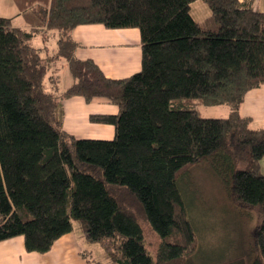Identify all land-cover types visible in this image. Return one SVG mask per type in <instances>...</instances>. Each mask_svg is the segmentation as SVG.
Instances as JSON below:
<instances>
[{
	"label": "trees",
	"instance_id": "trees-1",
	"mask_svg": "<svg viewBox=\"0 0 264 264\" xmlns=\"http://www.w3.org/2000/svg\"><path fill=\"white\" fill-rule=\"evenodd\" d=\"M195 1L18 0L29 27L0 16V241L23 236L28 251L45 253L79 228L102 248V259L83 254L90 264H185L199 242L180 181L210 161L232 202L259 214L235 264H264V127L241 112L246 93L264 86V11L203 0L202 24ZM81 24L138 28L141 69L111 78L79 58ZM38 33L55 46L35 45ZM76 95L118 107L90 116L115 127L112 139L64 129V100ZM221 105L225 117L199 110ZM142 220L160 237L156 257Z\"/></svg>",
	"mask_w": 264,
	"mask_h": 264
},
{
	"label": "crops",
	"instance_id": "crops-1",
	"mask_svg": "<svg viewBox=\"0 0 264 264\" xmlns=\"http://www.w3.org/2000/svg\"><path fill=\"white\" fill-rule=\"evenodd\" d=\"M250 1L255 10L264 11V0ZM20 13L18 0H0V16L12 18L18 26L29 27ZM192 14L202 23L206 22L210 11L203 0H197L192 4ZM43 33L34 36L35 45L42 46L46 42ZM51 36L45 38L50 40ZM73 37L81 44L76 49V55L82 59H94L108 77L124 78L141 69L142 48L138 28L81 24L73 31ZM59 66L61 73L67 64L62 61ZM64 111V129L76 137L112 139L115 135L112 124L93 122L90 119L92 114L118 113V107L104 99L97 98L87 102L80 95L72 96L64 100ZM241 112L252 118L253 127H264V86L246 93ZM261 170L264 173V157L261 160ZM91 246L79 228L62 235L45 253L28 251L24 237L16 236L0 241V264H90L83 254H92ZM102 254L101 251L96 257L102 259Z\"/></svg>",
	"mask_w": 264,
	"mask_h": 264
},
{
	"label": "rangeland",
	"instance_id": "rangeland-1",
	"mask_svg": "<svg viewBox=\"0 0 264 264\" xmlns=\"http://www.w3.org/2000/svg\"><path fill=\"white\" fill-rule=\"evenodd\" d=\"M52 40L55 46L53 38L50 44ZM60 75V86L64 89L72 82L66 66ZM199 110L204 117H225L230 111L227 105L201 106ZM180 186L199 242L197 252L185 264H235L240 258L246 259L245 243L250 240L251 229L259 214L256 210H241L232 202L224 181L217 175L215 164L204 161L192 166L181 179ZM142 228L146 247L156 257L160 237L145 220H142ZM91 245L92 255L98 256L102 248L98 243Z\"/></svg>",
	"mask_w": 264,
	"mask_h": 264
}]
</instances>
